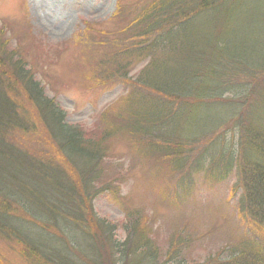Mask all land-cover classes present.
<instances>
[{
	"label": "trees",
	"instance_id": "trees-1",
	"mask_svg": "<svg viewBox=\"0 0 264 264\" xmlns=\"http://www.w3.org/2000/svg\"><path fill=\"white\" fill-rule=\"evenodd\" d=\"M244 2L154 0L132 25L116 31L117 51L101 59L99 74L110 59L114 78L126 77L129 90L120 100L116 128L108 110L103 112L96 125L104 133L97 138L70 125L66 112L47 96L35 78L37 59L0 58V264H264V131L250 119L264 106V82L256 85V97L248 92L228 103L219 95L229 88L237 93L232 88L240 74L251 79L253 69L264 80V56L253 59L239 34L229 37L232 23L248 24L240 14L232 17ZM251 19L254 36L261 17ZM10 24L0 29V50ZM232 39L243 42L231 47ZM129 66L138 69L136 77L128 74ZM212 107L226 109L213 124L201 122L203 128L185 135L166 129L180 109L188 115ZM238 126L237 152L221 150L223 131ZM16 133L21 144L12 139ZM112 138L135 141L133 159L159 162L164 187L160 193L151 190L178 210L164 220L166 237L134 208L123 228L128 238L119 242L116 226L94 211L96 196L118 195L132 173L121 158L110 160ZM232 166L243 187L239 215L250 233L228 236L225 228H214L206 205L194 211L199 216L189 226L184 214L192 189L204 179L223 180ZM215 237L218 247L212 248ZM203 239L208 241L198 252Z\"/></svg>",
	"mask_w": 264,
	"mask_h": 264
},
{
	"label": "rangeland",
	"instance_id": "rangeland-1",
	"mask_svg": "<svg viewBox=\"0 0 264 264\" xmlns=\"http://www.w3.org/2000/svg\"><path fill=\"white\" fill-rule=\"evenodd\" d=\"M153 1L0 0V29L11 23L10 27L6 28L5 37L8 42L5 49L0 50V58L4 60L9 55L13 59L25 58L30 63L37 59L39 69L36 71L35 78L40 82L47 96L55 99L66 112L67 122L70 125L79 126L91 135L93 133L95 136L92 138L100 137L104 129L97 127L96 122L101 119L103 112L108 110L107 116L116 128L119 120L116 113L123 104L120 100L126 97L129 90L127 86L125 87L126 77L114 78V70H111L115 66L111 65L110 59L101 66V72L105 74H99L101 59L117 51L115 46L120 40V35L116 31L132 25L140 13ZM121 5L123 12H121ZM237 14L248 19L249 27L232 23L229 37L239 34L240 40L248 44L246 51L253 59L263 57L264 42L261 40L264 39V0H245L244 4L237 5L232 17ZM254 16L261 17V24L253 36L248 28L254 26L251 19ZM171 23L172 21L167 24L172 25ZM251 37H256L257 41L251 42ZM243 41L232 39L230 46L236 47ZM35 49L39 52L33 54ZM13 50L14 54H12ZM137 70L132 71L129 66L128 74L136 77ZM241 71L245 73L243 69ZM253 71L256 72L251 79L244 76L247 73L240 74L239 81L232 88L234 91L237 88V93L233 94L231 88L227 87L229 90L225 89L219 93L220 97L226 98L228 103L244 99L248 92L255 93L250 97H256L258 93L256 85L261 86L264 80L259 70L253 69ZM240 95L239 98L234 97ZM146 110L145 108L142 113ZM155 111H157L156 108ZM225 112V108L212 107L205 110L193 109L185 115V111L180 109L175 118L166 124V129L170 134L179 133V131H183L184 135L192 133L203 128L201 122L206 125L213 124L222 118ZM230 117L231 114L223 119L227 120ZM250 119L264 131V106H261L256 117ZM219 130L222 128L213 130L211 133L215 134L214 131ZM223 133L225 138L220 140L223 146L221 150L237 152L241 134L239 126L226 129ZM12 139L18 144L23 141L17 133ZM135 143V141L127 140L115 142L113 138L108 141L107 146L113 154L110 160L118 162V158H121L125 168L132 170V173L129 180L126 179L120 184L121 192L118 195L104 192L96 196L92 202L94 211L116 226L119 242L128 238L123 230L127 222V211L141 208L145 213L144 218L147 224H151L155 229L161 227L160 235L162 236L167 234L164 229V220L178 212L174 203L162 200L160 195L151 190L154 187L160 193L164 187L160 165L157 164L159 162L156 158L145 157L140 161L133 159L136 153ZM208 149L209 147H204L202 152L210 155ZM148 182L151 183L150 187ZM241 183L238 170L233 166L221 181L204 179L200 182L192 189L188 207L185 208L184 216L188 218L189 226L199 216V212L194 213V211L198 210L200 205H206L207 216L215 217L214 228H225L228 236L231 234L242 236L246 232L250 233L239 215L238 204L243 194ZM201 213L203 214L202 211ZM204 220L203 214V223ZM201 229L205 230L204 227ZM202 231H198L197 235L200 236ZM207 241L208 239H203L202 244H196L195 250L200 252ZM215 241L217 245L212 248L218 247L216 237L214 243ZM257 243L254 244L255 247L260 244L259 238ZM0 246H3L1 242ZM205 246L208 247V245Z\"/></svg>",
	"mask_w": 264,
	"mask_h": 264
}]
</instances>
